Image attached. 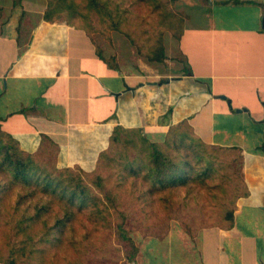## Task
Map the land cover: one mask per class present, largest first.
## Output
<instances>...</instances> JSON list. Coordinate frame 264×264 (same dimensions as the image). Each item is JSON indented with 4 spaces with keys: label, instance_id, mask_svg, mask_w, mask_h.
Returning a JSON list of instances; mask_svg holds the SVG:
<instances>
[{
    "label": "crops",
    "instance_id": "0c3cea01",
    "mask_svg": "<svg viewBox=\"0 0 264 264\" xmlns=\"http://www.w3.org/2000/svg\"><path fill=\"white\" fill-rule=\"evenodd\" d=\"M5 1L0 132L21 152L51 148L59 167L89 173L117 128L162 143L186 122L202 144L238 158L230 170L247 193L232 199L231 223L179 228L167 217L118 264H264V202H254L264 181V0H174L182 22L164 31L161 62L120 33L46 16V0Z\"/></svg>",
    "mask_w": 264,
    "mask_h": 264
},
{
    "label": "trees",
    "instance_id": "16d2710c",
    "mask_svg": "<svg viewBox=\"0 0 264 264\" xmlns=\"http://www.w3.org/2000/svg\"><path fill=\"white\" fill-rule=\"evenodd\" d=\"M173 2L47 0L45 14L63 18L68 24L90 33L102 30L93 22L94 13L100 17L101 23H107L109 29L124 34L139 55L149 61L161 62L166 57L162 29L176 33L175 24L180 27L182 22L168 7ZM121 134L130 138L128 144ZM135 134L117 128L108 148L110 155L106 157L102 153L96 168L98 171L101 166L111 169L117 190L140 201L143 219L150 221L154 215L158 216L159 205L161 211L170 209L172 204L169 203L182 189L186 202L190 197L196 198L197 192L221 199L219 207H215L220 209L219 215L231 223L233 208L222 201V195L231 193L235 199L247 193L241 176L229 170L238 160L237 156L229 158L224 156V149L202 144L186 122L171 127L162 143H151L141 133ZM132 137L137 140L132 145L136 151L133 157L126 148L122 153L120 151L122 144L131 145ZM12 142L14 146H0L1 264H59L60 258L64 264H83L82 260H72L64 254L68 247L73 248L87 238L88 234L78 231V228L87 231L82 218L94 227H108L118 241L128 242L130 251L126 258L133 261L137 248L126 227L130 214L119 205L118 195L105 187L101 173L97 171L90 185L67 169L55 176L44 168L32 167ZM233 175L237 179L231 186L230 177ZM13 188L16 197L8 204L5 199ZM155 202L159 203L158 211L154 209ZM198 204L197 210L203 213L206 206ZM167 215L170 218L171 214ZM77 233H82V242ZM64 237H67L65 241ZM83 251L86 252L85 247Z\"/></svg>",
    "mask_w": 264,
    "mask_h": 264
},
{
    "label": "rangeland",
    "instance_id": "374dc122",
    "mask_svg": "<svg viewBox=\"0 0 264 264\" xmlns=\"http://www.w3.org/2000/svg\"><path fill=\"white\" fill-rule=\"evenodd\" d=\"M4 1L5 0H0V14H2L1 12L2 8L5 10L6 13L10 9L9 8L10 4L9 5L5 4L6 1L5 2ZM170 5L168 6L169 9H171ZM46 6H47V0H46ZM92 14H93V22H95L96 28H101L102 30H95L91 32H96V33L98 32L104 36L106 34L105 33L106 31H115L117 33H120L116 30L109 29L107 27V23H101L100 17H98L94 13ZM59 19H63V18H59ZM178 28H179L178 24H175L173 29L177 30ZM166 30L172 32L170 29H162V35ZM120 34L123 35L129 41V39L124 34L122 33ZM131 46L136 51V48L132 44ZM138 56L145 58L144 56L139 54ZM121 138H123V140H126L125 144H128V142H130V138H128L127 135L121 134ZM262 139L263 141L261 142L259 149L261 150V152L264 153V137ZM134 140L137 141L135 138H133L131 141V145L129 144L128 146L122 144L121 145L122 148L120 150L121 153L123 152L124 148H126L131 157L136 155V151L132 148V145L134 144ZM9 144H12V146H14L12 140H10V138L7 135L0 132V146L9 145ZM103 153L105 154L106 157L110 155L108 149ZM21 155L22 157H25L26 161L29 162V164L34 168L36 167L44 168L45 170L50 171L55 176H57L60 171H64L63 169H67L73 175L80 177L87 185H90L89 183L91 178H93V176L98 171V168L96 167L92 172L89 173L83 172L79 168H61L56 163L55 154L53 151H51V148L47 152L40 155H35V154L30 155V154H25L23 152H21ZM102 164H104L103 158H102ZM96 166H98V160ZM231 166L232 167H229V170L231 168L232 170H234V172L235 171L239 172L240 167L238 168L239 170H236L237 169L236 164L233 163L231 164ZM98 172L101 173V175L105 178V183H104L105 187L111 188L113 190V193L118 195L119 205L121 206V208L128 210L130 215L126 221V227L128 228L129 234L135 244L137 242L136 238L139 236H148L150 234L152 235L153 233L164 232V227L167 226V223H165L168 217L167 214H171L170 217H173L175 221L178 222L177 225L179 226V228L184 227L186 225L187 226L189 225L190 227H196L201 225L214 224V222H218V220L220 219V215H219L220 209L218 207L220 205L221 199H216V198L213 199L209 196H204V195L202 196V193L201 192L198 193L196 190L198 196L196 198L190 197V199L186 202V195L184 194L185 191L184 190L182 191V189H180L177 192L178 196L176 195V197L173 198L172 202L169 203L172 204V207L170 209L164 208L161 211V206L159 205L160 211L158 213V216L154 215V217H152L150 221L149 220L147 221L142 217L143 215L141 212L142 210H140V206H141L140 201L133 200L131 199L128 193L121 191L119 192L117 190L116 187L117 185L115 184V176L112 175L111 169L108 167L101 166ZM230 172L233 171L230 170ZM236 179L237 178L234 175L230 177L231 186L235 184ZM257 184H259L260 187H258L259 189L257 190V196L255 197L254 202L262 203L264 202V181L260 183L257 182ZM230 194L231 193H229L227 196L222 195V201L228 202L229 205H231L232 203V195ZM15 197H16L15 188H13L11 194L9 193L5 200L8 204H10L14 201ZM155 203L156 204L154 206V209L158 211L157 205L159 203L158 202ZM198 203L200 204L204 203L203 205L206 206L204 208L203 213L197 210V206L199 205ZM207 207H210L212 209L208 210ZM208 215L211 217H209ZM112 217H114V215H112ZM82 220L84 221V223H86L88 232L85 231L84 229H82L81 231V228L80 229L78 228V231L85 232L86 234H88L87 238L84 239L85 241L83 243L75 244V247L73 248L68 247V250H65L64 253L65 255H67L72 260L73 259L82 260L83 264L85 263L86 264H118L120 262L126 261L127 259L126 256L130 251L128 242L122 240L118 241L114 236V233L108 227L97 228L94 227V224L87 222L86 219L82 218ZM81 235L82 233H77L76 235L80 242L83 241L80 240L82 239ZM66 238L67 237H64L63 241H65ZM257 241L258 244L260 245L261 241L260 240ZM83 247L86 248V252L83 251ZM97 247H101V248L98 249ZM59 256L61 255L59 254ZM64 263L65 261H62V258H60L59 264H64Z\"/></svg>",
    "mask_w": 264,
    "mask_h": 264
}]
</instances>
